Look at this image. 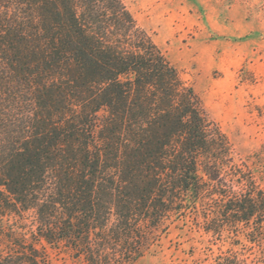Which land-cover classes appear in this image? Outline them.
I'll return each instance as SVG.
<instances>
[{"label": "trees", "instance_id": "trees-1", "mask_svg": "<svg viewBox=\"0 0 264 264\" xmlns=\"http://www.w3.org/2000/svg\"><path fill=\"white\" fill-rule=\"evenodd\" d=\"M229 153L121 0H0V264H47L40 241L131 264L176 222L244 236L264 264V189ZM30 210L28 241L8 220Z\"/></svg>", "mask_w": 264, "mask_h": 264}, {"label": "rangeland", "instance_id": "rangeland-1", "mask_svg": "<svg viewBox=\"0 0 264 264\" xmlns=\"http://www.w3.org/2000/svg\"><path fill=\"white\" fill-rule=\"evenodd\" d=\"M121 2L226 136L229 171L238 177L252 170L254 182L264 189V0ZM8 221L31 240L34 211ZM35 245L44 250L47 264H81L44 242ZM254 251L244 236L236 241L229 231L208 232L193 222H176L131 264H253Z\"/></svg>", "mask_w": 264, "mask_h": 264}]
</instances>
